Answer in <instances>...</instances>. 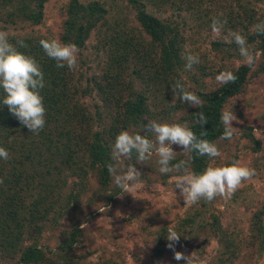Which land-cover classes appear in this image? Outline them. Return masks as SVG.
<instances>
[{"label": "rangeland", "instance_id": "1", "mask_svg": "<svg viewBox=\"0 0 264 264\" xmlns=\"http://www.w3.org/2000/svg\"><path fill=\"white\" fill-rule=\"evenodd\" d=\"M70 1L50 0L45 5L44 20L41 24L15 26L8 19L7 13L14 8L10 5L17 4H8L0 0V5H5L0 9V30L6 31L9 38L26 34L38 42L41 39H55L62 42L60 32L66 17L65 9ZM80 1L88 3L93 0ZM98 1L107 9L105 18L91 31L85 46L81 49L77 48V67L75 70H69L75 87L79 89L77 94L79 102L88 112V116L93 118V130L103 126L108 127L115 115L114 108L107 105L101 89L96 84L107 85L105 78L109 64L112 62L110 53L115 48V42L117 44L124 38L137 45L135 47L140 55L135 54L134 47L131 48L128 63L125 65L126 93L135 96L139 91H146L155 116L152 120L184 124V117L190 108L194 107L183 103L179 97L173 101L171 88L161 86L150 91L147 87L144 74L147 73L148 68L143 67L140 57L154 50L151 51V58L159 59L160 49L153 45L152 37L140 25L134 6L129 0ZM145 1L148 11L160 17H168L176 24L174 27L178 29L176 32H178L181 59L182 54L188 53L199 57L200 63L193 65L192 70H185V60L182 59L183 64L178 69V75L168 76L172 84L179 79L196 95L200 91H212L220 85L216 81L219 73L211 74L213 71L220 67L230 69L244 63L242 57L222 62V58H219L213 50L214 41H225V36L230 31L224 24L219 35L213 34L211 31L213 18H218L222 22L224 15H228V10L241 12L245 5L248 8H255L254 25L264 21V0H205L201 9L191 11L184 9L187 4L182 3L181 0H169L162 7H156ZM234 50L239 53L236 44ZM253 54L256 59L254 69L257 70L260 52ZM208 72L209 76L206 75ZM151 74H154V68ZM174 106L176 108L172 109ZM224 110L233 112L237 117V120L233 121L235 128L233 138L231 141L219 139L216 142L222 155L212 159L210 164L226 166L233 161H239L241 166L256 170V175L243 182L230 199L217 197L212 202L201 200L195 204H186L180 196V190L175 188L177 176L171 177L166 184L158 180L159 166L156 163L158 157L153 154L145 165L135 164L141 176L137 183L129 186L127 192L122 191L114 183L112 175L110 185L104 187L98 181V175L91 172L89 178L84 181L85 192L78 205L74 206L73 200L71 202L69 200L68 205L61 210L62 217L58 224L49 225L40 236V244L55 248L65 237L64 232L79 226V242L74 252L83 263L186 264L183 260L174 259V251L167 247L168 240L164 245L166 249L164 254L158 256L155 253V231L164 224L170 225L177 231L183 217L201 210L206 203L209 211L205 214L207 218L205 222L210 221L211 213L218 215L225 234L234 240V244L229 248L217 237H213L209 229L204 231L203 227L199 226L200 231L197 233L188 232L193 229L187 228L188 231H185L187 236H182L177 231L181 237L175 245V251L192 257L197 256L199 264H261V261H264V246L261 247L251 237L250 223L252 216L264 204V72L252 76L245 91L231 98ZM123 130L146 134L136 127ZM247 133H253L261 141L260 150H254V143L245 137ZM173 149L176 155L186 154L179 146L173 145ZM129 163L130 161H125L119 165V169L123 171ZM79 180L77 176L67 177V184L60 190L61 195L53 196L56 205L67 203L66 194L73 189V182ZM77 190L75 187L73 191L77 192ZM109 194L114 195L112 200H108ZM184 238H187L185 239L187 242L181 241ZM30 243L29 240L25 241L26 245ZM200 243L205 245L202 255L197 247ZM0 264L21 263L18 262L17 257H6L0 251Z\"/></svg>", "mask_w": 264, "mask_h": 264}, {"label": "trees", "instance_id": "2", "mask_svg": "<svg viewBox=\"0 0 264 264\" xmlns=\"http://www.w3.org/2000/svg\"><path fill=\"white\" fill-rule=\"evenodd\" d=\"M3 1L8 4H17L10 5L14 8L7 13L13 25L33 26L41 24L44 20L45 5L50 0ZM147 1L156 7H162L169 0ZM181 1L187 4L184 9L191 11L201 9L205 0ZM129 2L136 9V18L140 25L152 37L153 45L160 49L159 59L151 58V51L154 50L140 57L143 67L148 68L147 73H143L146 78L148 77L145 78L147 87L150 91L161 86L171 88L172 82L168 76L178 75V69L183 64L178 32H176L178 29L174 27L176 24L168 17H160L148 11L145 0H129ZM4 6L0 5V9ZM254 11L255 8L244 5L241 12L230 9L227 11L228 15L222 18V22L226 21L225 25L230 30L242 32L252 52H260V61L257 70L242 63L230 69L220 67L211 73L231 71L237 76V80L235 83L220 84L212 91L198 92L202 106L190 108L183 121L200 138L215 143L219 140L224 132L220 119L221 110L231 98L245 91L252 76L264 72V35L251 31L254 25ZM65 13L60 40L81 49L85 46L91 31L104 20L107 9L98 0L88 3L71 0ZM20 40L26 47H21L17 43ZM9 41L16 45L19 51L34 57L44 73L45 87L41 90V95L46 109V123L39 134L31 133L10 113L8 107L3 105L4 93L0 89V147L5 148L9 153L8 160L0 158V179L3 180V183H0V251L6 257H17L21 264H87L83 263L79 256L76 257L74 252L79 242V226L64 232L65 237L55 248L43 246L39 240L49 225L58 224L62 217L61 210L68 205L69 200L70 202L73 200L74 206L78 205L85 192L84 181L89 178L91 172L98 175V181L102 186L110 185L111 175L107 164L114 163L111 160V145L120 130L132 129V127L143 130L142 125H146L148 120L155 118L146 91H139L135 96H129L126 93L125 65L128 63L132 47L136 51L135 54L140 56L135 47L137 45L128 41L127 38L120 40L117 44L115 42V48L110 53L112 62L109 64L105 78L107 85L96 84L101 89L102 97L107 105L114 108L115 115L108 127L103 126L93 130V118L88 116V112L79 102L77 97L79 89L75 87L69 69L66 66L57 68L56 61L49 58L40 43L30 35L12 36ZM234 48V42L226 43L218 40L213 43V50L219 58H222V62L241 57ZM152 68H154V74H151ZM206 75L209 76L210 73ZM175 108L176 106L172 109ZM200 111L208 119V123L203 128L195 122L193 115ZM202 131H206L207 135L201 137ZM147 134L149 139L155 140L153 134ZM245 137L254 143L255 151L261 149V141L253 133H247ZM181 160L186 161L189 168L196 173H202L212 161L206 156L201 157L192 152L176 155L172 163H178ZM130 163H135V156ZM180 174L182 173L173 172L162 175L159 172L158 180L166 184L171 177ZM68 176H77L80 180L74 181L73 189L66 194L67 203L56 205L53 196L61 195L60 190L67 184ZM75 187L78 189L77 192L73 191ZM113 196L109 194L108 200H112ZM207 211L209 208L204 203L201 210H196L182 218L177 231L182 236H187L185 235L187 228L193 229L188 232L197 233L200 231L198 227L201 226L202 230L209 229L213 237H217L230 248L234 240L225 234L218 215L211 213L210 221L205 222ZM169 226L161 225L155 231L156 249L154 251L158 256L163 255L166 250L164 245L167 241ZM181 230L184 232L182 233ZM250 234L257 244L264 246V204L251 218ZM185 239L187 238L181 241L187 242ZM27 240L31 242L28 245L25 244ZM197 247L202 255L205 245L200 243ZM232 251L234 252V249ZM192 259L193 264H199L197 256H193Z\"/></svg>", "mask_w": 264, "mask_h": 264}, {"label": "clouds", "instance_id": "3", "mask_svg": "<svg viewBox=\"0 0 264 264\" xmlns=\"http://www.w3.org/2000/svg\"><path fill=\"white\" fill-rule=\"evenodd\" d=\"M226 21L221 22L218 18H213L211 31L219 35ZM251 31L264 35V21L252 26ZM226 43H235L238 46L239 54L244 63L249 67H254L255 56L247 45L245 37L239 31H229L225 36ZM21 47H26L22 40L17 41ZM45 54L56 61L57 68L75 70L78 64L77 47L71 43H62L55 39H41L39 41ZM185 60L186 71L193 69V65L200 63L197 55L188 53L182 54ZM237 76L231 71L220 72L216 76L218 84L235 83ZM45 87L44 73L39 63L30 55L18 50V47L9 41L8 33L0 30V89L4 96L2 103L7 106L10 113L18 119L23 126H26L31 133L39 134L44 128L46 120V109L43 103L41 90ZM173 101L179 97L180 100L193 107L202 106V101L198 95L189 91L181 80L177 79L171 86ZM195 122L202 128L208 123L205 114L200 111L193 114ZM221 123L224 132L219 137L220 140L233 138V121L237 120L236 115L228 110H221ZM143 131L153 134L155 142L148 136L140 133H130L122 130L115 137L111 145V160L107 169L114 177V183L124 192L128 191L130 185H134L140 179L141 173L136 169L135 164L145 165L153 154L158 159V171L162 175L169 173H182L176 177L175 188L180 190V196L186 204H195L201 200L212 202L215 198L221 197L230 199L239 189L241 184L252 179L256 175L254 168L241 166L239 161H233L227 166H207L202 173L192 171L184 160L172 163L176 159V151L173 145L179 146L184 153L195 152L201 157L214 159L222 155L217 144L207 139L198 137L187 123H161L155 120H148L146 125H142ZM201 137L207 132L202 131ZM135 156V163L127 164L121 171L119 165L125 161H131ZM0 158L9 159L8 151L0 147ZM0 183L3 180L0 179ZM121 198L123 196H120ZM82 226V225H81ZM181 235L171 226L168 227L166 239L169 241L167 247L174 251L176 261H185L186 264H193L192 255H185L183 252L175 251V245L179 242ZM264 264V261H261Z\"/></svg>", "mask_w": 264, "mask_h": 264}]
</instances>
